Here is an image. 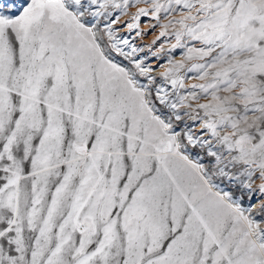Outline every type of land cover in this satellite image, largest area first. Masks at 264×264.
Segmentation results:
<instances>
[{
    "label": "snow or ice",
    "instance_id": "6c2138e0",
    "mask_svg": "<svg viewBox=\"0 0 264 264\" xmlns=\"http://www.w3.org/2000/svg\"><path fill=\"white\" fill-rule=\"evenodd\" d=\"M0 264H264V0H0Z\"/></svg>",
    "mask_w": 264,
    "mask_h": 264
}]
</instances>
